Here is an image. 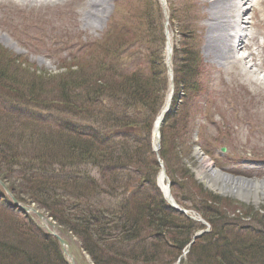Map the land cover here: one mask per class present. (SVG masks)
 Segmentation results:
<instances>
[{"label":"rangeland","instance_id":"obj_1","mask_svg":"<svg viewBox=\"0 0 264 264\" xmlns=\"http://www.w3.org/2000/svg\"><path fill=\"white\" fill-rule=\"evenodd\" d=\"M146 1H148L147 3H149V5L151 4L149 0ZM94 2L95 0H0V47L6 55H11L12 59L15 60V68L17 69L14 70V72L15 76H17V80L20 81V79H22L26 81L29 80L27 78L34 79L33 91L37 93L38 100H41V97H43L40 95L42 94V90H40L42 87L43 89H48V91H45L44 97L47 103L49 101H60L61 94L64 98L68 95V101L80 102L75 95L68 93V91L77 92L76 89L68 85L64 88L61 87L69 83L71 78H77L75 77V74L77 75L79 73V69L77 68H75L77 71L72 75L68 74V77L65 75L67 72L65 68L70 65L72 61L76 63L79 59L85 57V59L90 60L92 63L86 65L83 71L91 73L100 67L101 72L104 73L99 74L98 77L105 80L103 75H107L111 71V65L114 63V60H125V56L120 48L122 44L125 45V43L128 42L127 40H131L134 36L133 33L137 31L131 27H136V23L132 20V17L137 13L140 14L141 9L145 7L142 5L143 0H100V2H96V4ZM153 2L152 4H156V8H159L158 14L162 18L163 13L166 14L167 28L170 32L172 47L175 48L179 44V49L174 53L178 57V61L175 67H173V70L176 72L174 73L176 77V79L174 77V99L171 102V111L166 115L167 117L169 115L172 117L169 121L165 119L160 130V151L166 155V158H164L165 161L161 156L160 159L163 161L166 175L175 179V183L171 186V195L174 196L173 198L176 203L190 206V208H196L186 196H195L196 200L199 199V196L208 199L206 193L212 192L216 198L218 197V200H216V203L214 201L216 198H213L212 201L205 200V205H207L206 209L211 205L213 207L215 205L217 211H219L216 214L224 215L225 218H222L221 222L212 221L215 222L216 228L221 226L230 228L232 232L226 234L229 240L233 239V241H235L234 238L236 234L233 233V230L236 227H240L242 224H248L247 227L263 230L264 221H262L261 224L256 222L259 218H263L262 220H264V197L260 198L258 202H253L245 192L238 195V189L232 190L231 192L229 189L225 190L222 188L221 190L224 191L221 192L217 189L218 185L215 187H208L201 180L196 178L195 169L200 167L194 156V148L201 144L200 142H202V139L198 141L195 139L194 135L197 131L196 125L204 123L203 126L205 128L200 130L201 133L203 132V135H201L203 140H205V138L212 139L213 141V138L216 139L217 131L214 130L215 126L209 124V121L206 122L202 120L204 95L208 90L214 91L213 100L215 107L213 108L215 109L214 115L211 117L213 121L222 123L220 117L223 115L225 117V126L221 129V131H223L222 136L224 135V137H218V140L212 142L210 146L212 152H214L213 161H216L215 163L219 165L220 169L225 172H230L232 175L264 180V85L261 86L255 82L258 79L264 83V74L261 73L258 68L253 67V63L248 62V60L242 61L241 63L239 62L234 66L232 60L222 59V51L209 49L210 43L208 42L209 34L207 25L212 10L207 0H163V5L161 0H153ZM90 5H96V8L91 9ZM151 9L152 8H150L149 11ZM156 11L157 9L152 11V15H155ZM248 14L249 12H246L244 18H246L247 22H251V20H249L250 15L248 16ZM152 19L154 20L155 17L152 16ZM171 19H173L172 22ZM186 20L187 22H185ZM256 20V17H253L252 22ZM14 26H21V32H25L20 36V39H22L20 41H18L14 35L16 33L13 28ZM124 26L128 27L133 33H127L120 29V27L123 28ZM177 28L182 31H189L191 33L189 39H184V41L181 36H179V29ZM248 31L256 35L260 41H264V39L261 38V36L264 35V30L255 26V23L252 24L251 28H244L241 34L245 35ZM233 32L234 31H229V34L231 35ZM33 36L41 39L39 40L40 43L35 42L37 41L36 39L30 42L29 38L32 39ZM228 36L229 35L225 36V38ZM200 41H202L201 53L204 61L203 63L206 64L204 65V77H197L196 79L198 81L195 87L192 91L187 92L184 86H186V79H188V76L184 77V85H182L183 74L181 73V75H178L176 70L179 69L180 64L185 63L187 65L186 68L195 66L199 73L202 72V62L196 54L197 52L194 51L198 49ZM249 44L252 43L249 42ZM24 45H27L28 48ZM184 49L192 52L187 60H184ZM137 50L144 49L133 48V51ZM163 51L165 50H162V54ZM252 53L254 59H259L257 55L259 52L257 50L252 51ZM245 55L246 53L239 52L236 56L240 57ZM259 55L261 54L259 53ZM142 56L143 55L136 56L134 61H140ZM80 61L83 62V59ZM260 62L261 65L264 66V62ZM19 66L21 70L18 69ZM162 68L164 67L162 66ZM22 72L26 76H23ZM44 73L52 75V78L45 76ZM166 74L167 71L164 68V74H160L157 83H161V79L166 82L168 79ZM40 75L46 79L40 80ZM189 78L192 79L193 76L190 74ZM51 79H53V81L55 80V82H50ZM106 81L108 80L103 82L99 81V86H101L102 83L105 84ZM120 81L121 80L116 77L111 80L113 85ZM168 81L164 86V90L162 87L160 91V98L162 100H164L167 95L169 88ZM92 83L94 84L96 82L92 81ZM222 84L229 88L228 97L231 96L233 98L232 105H234L238 111L237 116L230 114L232 110L228 112L225 111L226 109L224 104H222V99H220L222 101L216 100V98H221L220 91L223 87ZM28 88H24V90L27 91ZM199 93L203 94L200 95ZM29 107L30 108L26 110L24 115L37 117L38 126L52 128L53 132L56 134V128L59 127V125H64V110L60 114L61 116H59L58 113L52 111H41L42 109L36 108L33 105ZM139 108L141 109L140 106L138 108H132V112H136ZM142 111L144 110L142 109L138 112L139 116H137L136 119L140 118ZM172 112H175V114L172 115ZM66 114L71 116L72 114L78 113L68 110ZM137 131V128L133 130V132ZM143 131L144 135L146 136L148 134V138H150V132L145 131L141 127L140 132ZM25 132L27 133V131ZM33 132L43 134L45 131H40V127H36L33 129ZM39 138V136H33L31 139H26L28 146L33 141V145L30 147L29 151L30 154L34 152V149L37 150L40 146L37 145V143H39ZM23 148H25V146L21 145L20 149ZM221 148H225L226 151L224 153L220 152ZM19 152L25 153L26 150ZM80 165L81 162L75 157H72L70 167L74 170L77 169L75 171L78 174L87 176L96 174V169L92 168V166L86 168L82 166L78 168ZM1 166L0 164V170H3ZM74 170H66V172L69 171L68 174H71L70 172ZM12 174L14 176L11 175V178L4 180V184L9 188L11 194L15 195V190L20 192L19 190L23 189L19 188L23 187V185L16 179L15 175H17V173L12 172ZM78 174L76 175L78 176ZM127 176L129 177L127 178ZM137 177L138 175L134 177H131V175L117 176V178L129 182L134 180V188L137 187ZM156 179L157 172H152L151 175L147 177L146 181L148 183L143 190L145 192L154 193L155 190H157ZM141 189V187H138V190ZM130 191L133 192V188H130ZM22 197L26 199L25 196ZM245 197L249 198L246 199ZM153 198L155 201L151 203V199ZM112 199L113 198L109 196L102 197L100 205L97 204V206L100 212H110V214H108V218L112 220L110 224L116 223V225L120 227L125 215L128 216V213H133V210L130 204L128 206L126 203H120V206H116L114 210L115 203H112ZM104 200L105 202L102 203ZM113 200L119 202L122 199L118 198V200ZM158 200L165 204L164 202L166 200L164 201L157 192L149 198V203L157 213H159V211L156 210L155 206ZM96 203L98 202L93 200L88 203L91 205L88 208L89 216L92 215V204ZM196 204L198 205V202H196ZM160 206L162 207V204H160ZM118 207L122 209L125 207L126 209L120 210ZM93 208H95V206H93ZM88 211L81 206L77 209V217H75L76 215L72 217L64 216L63 221L65 223L73 221L75 224L83 227L84 219L88 216ZM93 211L95 212V209ZM119 213L124 214L120 216ZM254 217L258 218L254 219ZM74 218H77V220ZM183 220L185 221V218H183ZM105 221H107V219ZM179 221L181 220L179 219ZM227 222L229 224H227ZM56 225L57 228L70 232L68 228L61 226L59 223H56ZM189 226L191 229L194 228L191 225ZM77 229L80 230L81 228ZM209 229H211L210 232H212V228L209 227H205L204 229L197 228L196 230H200L203 234H198L199 237L195 238L194 242L202 239L203 236L209 235ZM115 230L114 234L109 235L107 233V237L93 239L94 241L97 240L100 251H104L108 248L113 249V247H110V244H113L117 250L110 254L106 252L105 254L99 253V256L102 254L104 258L103 263L118 264L114 261H124L125 264H155V261L154 263H148V260H142V255L148 252L146 250L140 252L138 250L133 251L130 249L131 246L128 247L127 244H124L121 248L122 242H119V238H121L122 235L119 231L117 233ZM244 231L242 229L239 234L242 236ZM109 233H111V231H109ZM150 236H153V234ZM2 237L3 236L0 235V239H2ZM75 241L78 245L85 243L79 238H76ZM108 242L110 243L109 245H107ZM54 243L56 244V250L60 253V257H62L63 250L61 246H58L56 241ZM151 243L154 244L155 241ZM32 244L36 245L34 240ZM194 244L196 245V243ZM224 246L225 245L218 242L217 247L214 248V250L216 249V253L221 258H224L222 260H225L229 254L225 252L226 247L224 248ZM42 250L43 249H41V251ZM170 250L173 249H169V251ZM224 252L226 253V257H223ZM150 253L154 256L152 252ZM165 254L166 255L161 256L159 259H156V264H175V261L170 263L171 258L167 253ZM48 259L51 260V257H48ZM65 259L69 262L67 263L70 264V261L67 258ZM215 259L217 261L221 260L216 257ZM42 261L43 262L39 264H49L48 261ZM190 261L192 262L191 254L187 253L182 256V259L177 264H191Z\"/></svg>","mask_w":264,"mask_h":264},{"label":"trees","instance_id":"obj_2","mask_svg":"<svg viewBox=\"0 0 264 264\" xmlns=\"http://www.w3.org/2000/svg\"><path fill=\"white\" fill-rule=\"evenodd\" d=\"M191 54L190 50L184 51V59L187 60ZM82 59L83 62L80 61ZM158 62H160V56L155 52L149 57L147 65L137 68L131 73L117 72L116 68H113L107 75H103L105 80L108 81L105 84L102 83V85L100 83L101 86H99V81H105L102 80L103 78L98 77L99 74L104 73L101 72L100 67L91 73H87L83 70L86 65L92 63L90 60L81 58L76 62L77 64L72 61L65 68L67 70L65 75L66 77H68V74L72 75L77 71L75 70L77 68L79 69V73L75 74L77 78H71L69 83L61 87L64 88L68 85L76 89L77 92L68 91V93L75 95L80 102L68 101V95L64 98L61 94L60 101H49L47 103L44 97L45 91H48V89L39 88L42 90L40 95L43 97L38 100L37 93L33 91L34 79L17 80L14 72L17 69L15 68V60L12 59L11 55H6L0 49V97H2V105H0V164L3 166H1L3 170H0V178L7 180L11 178V175L14 176L12 172H16V179L21 180L23 187L25 186L19 188L23 189L19 190V193H22L21 195L26 196L28 200L44 209L57 223L68 228L76 238L85 242L83 243L84 250L90 256L93 264H105L103 263L102 254L99 256V253L105 254L106 252L110 254L117 251L113 244L111 245L109 242L107 245L110 244L113 249L108 248L100 251L97 240H93L95 238L102 239L107 237L108 234H114L115 229L117 233L119 231L122 235L119 238V242H122L121 248L124 244H127L128 247L131 246L130 249L133 251L146 250L148 252L142 255V260H148V263H154L155 261L156 264V259L166 255L165 253L171 258L170 263L174 262L189 242L192 233L198 228V226L194 227L192 223L174 215L159 200L155 206L156 210L159 211L157 213L149 200L145 199L143 186H141V190H138V185L133 188L130 198L122 200L123 204L126 203L128 206L130 204L133 213H128V216L125 215L120 227L116 223L110 224L112 222L108 218L110 212H100L97 206V204L100 205L101 200L96 201V199L102 198V195L99 197L96 195L98 194L96 187L98 184L96 182L88 183L87 181L80 183L73 176L74 171L77 169L74 170L70 167L71 159L75 157L81 162V165L85 163H104L119 167H131L149 176L152 172H156L157 166L150 152L149 136L148 134L145 136L144 131L140 132V129L142 127L145 131L150 132L151 123L161 106L160 91L165 81L161 79V83H157V79L162 74ZM149 63L151 64L149 65ZM186 67L185 63L180 64L177 73L178 75L183 74L182 85H184V77L188 76L184 88L189 90V88L195 87L199 72L195 66ZM18 69L21 70V67L19 66ZM22 74L26 76L23 72ZM190 74L193 76L192 79L189 78ZM45 76L52 78V76L46 74ZM114 77L119 78L121 81L113 85L111 80ZM39 79L45 80L46 78L40 75ZM92 81L96 83L93 84ZM50 82H55V80L51 79ZM24 88H28L27 91ZM104 100H107V107L103 106ZM30 105L58 114H61L64 110V118L77 121L87 120L100 124L107 131L106 140H99L94 135L77 133L73 126H65L66 130H57L55 134L52 128L38 126L36 119L24 115ZM139 106L141 109L139 108L136 112L129 111V107L138 108ZM142 109L144 111H142L140 118L136 119L139 116L138 112ZM68 110L75 111L78 114L68 116L66 114ZM174 114L175 112H172V115ZM171 117L169 115L166 120L169 121ZM36 127H40V131L45 132L43 134L34 133L33 129ZM135 128L138 129V133L133 132ZM27 130L28 133L23 132ZM33 136L40 137L39 143H37L40 146L30 154L29 151L33 141L28 146L26 139H31ZM21 145H24L25 148L20 149ZM22 150H26V152L20 153L19 151ZM160 156L165 161L166 155L161 151ZM31 164L46 168L42 174H39L38 179L33 178L28 169L20 170L22 165ZM66 170L74 171L68 174L69 171L66 172ZM171 180L172 183H175V179L171 178ZM125 182L124 185L127 186L129 181ZM105 185H109L108 178ZM134 185H131V187ZM105 193L111 196L114 195L113 192ZM206 194L208 199L199 196L198 200L195 196L185 195L196 206V208L187 207L197 211L212 228L209 235L203 236L190 249L191 264H264V229L236 227L233 230V233L237 236L234 238L235 241L227 239L226 234L232 232L230 228L226 226L216 228L215 222H213H221L222 218H225L224 215L216 214L219 211H217L215 205L214 207L211 205L206 209L205 200L212 201L216 196L208 192ZM19 199L25 201L23 198L19 197ZM92 200L98 203L92 204V215L89 216L88 208L91 205L88 203ZM216 200H218V197L214 200L215 203ZM154 201V198L151 199V203ZM196 202H198V205ZM119 204L120 202L118 204L116 202L114 210L116 206H120ZM160 204H162V207ZM81 206L88 211L83 227L73 221H71L72 223L63 221L64 216L72 217L76 215L75 217H77V209ZM118 209L121 210L122 208L118 207ZM124 209L126 208L124 207ZM119 214L122 216L124 213ZM256 218L258 217H254V219ZM74 219L77 220V218ZM106 219L107 221H105ZM262 219L259 218L257 222L261 224L264 221ZM19 223V221L12 218L7 209L0 206V235L3 236L0 239V264H39L43 262L42 260L48 261L49 264H66L56 250L55 241L51 237L43 235L34 227H26ZM227 224L229 223L227 222ZM189 225L194 228L191 229ZM77 228L81 229L78 230ZM242 229L245 231L241 236L239 232ZM149 234H153V236ZM33 240L36 245L32 244ZM152 241H155V243L152 244ZM218 242L225 245V252L229 253L226 257L224 252L223 257H226L225 260H222L224 258L216 253V249L214 250ZM41 249L43 250L41 251ZM169 249L173 250L169 251ZM48 257H51V260ZM215 257L221 260L217 261ZM114 262L125 264L124 261Z\"/></svg>","mask_w":264,"mask_h":264},{"label":"bare ground","instance_id":"obj_3","mask_svg":"<svg viewBox=\"0 0 264 264\" xmlns=\"http://www.w3.org/2000/svg\"><path fill=\"white\" fill-rule=\"evenodd\" d=\"M32 1V0H25ZM211 6L212 14L208 20V42L209 49H215L217 51H222V59L232 60V64L236 66L239 62L248 60V62L253 63V67L258 68L261 73L264 74V66L261 65L260 61H264V42H259L256 35L248 33L242 35L244 28H251L252 24L255 23V26L264 29V0H207ZM100 2V0H95ZM236 5L234 7V3ZM242 3L243 5H241ZM93 6V7H92ZM91 9L96 8V5H90ZM244 8V9H243ZM247 9L252 10L253 13L257 15L256 21L254 22H245L244 14ZM251 9V10H250ZM234 24V25H233ZM242 26V27H241ZM244 26V28H243ZM233 30L234 32L230 35L229 31ZM229 35L225 38V36ZM231 38V40H230ZM251 38L252 44H246V39ZM167 39L170 44V33L168 31ZM259 50L263 56L258 55L259 59H254L252 53L253 48ZM251 49V50H250ZM168 51L170 48L167 49ZM167 51V52H168ZM240 52L246 53L245 56L237 57L236 55ZM252 67V66H251ZM258 80V79H257ZM255 81L261 86L264 85L262 81ZM194 156L196 157L197 163L200 168L195 169V176L197 179L201 180L208 187H215L218 185L219 191L224 188L225 190H235L238 189V195L242 192H245L246 195H249L250 199L253 202H258L260 198L264 197V180H251L246 182H241L238 180H232L223 175L220 170L211 162L209 157L204 154H201L197 149L194 151ZM166 180L160 175L158 178V184L161 189L167 188L169 185L165 183ZM167 185V187H166ZM215 189V188H214ZM249 197H245L246 199ZM72 236V235H71ZM73 237V236H72ZM82 250V256L85 257L89 264H93L90 256L86 251ZM187 252L189 250L187 249Z\"/></svg>","mask_w":264,"mask_h":264},{"label":"water","instance_id":"obj_4","mask_svg":"<svg viewBox=\"0 0 264 264\" xmlns=\"http://www.w3.org/2000/svg\"><path fill=\"white\" fill-rule=\"evenodd\" d=\"M161 120H162V118H160V121H161ZM234 180H235V179H234ZM13 203L15 204L16 207H19L20 210L27 211V212L32 211V212L36 213V212L33 211V210H30V209H27V208L20 207V206L18 205V203H17L15 200H13ZM37 215H38V214H37ZM38 217L41 218L40 215H38ZM59 242H60L61 245H64V246L66 245V243L63 242L62 240H59Z\"/></svg>","mask_w":264,"mask_h":264}]
</instances>
